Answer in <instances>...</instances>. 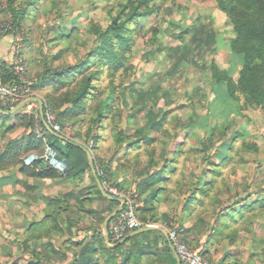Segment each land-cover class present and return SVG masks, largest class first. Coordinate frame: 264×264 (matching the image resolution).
Listing matches in <instances>:
<instances>
[{"label":"trees","instance_id":"trees-1","mask_svg":"<svg viewBox=\"0 0 264 264\" xmlns=\"http://www.w3.org/2000/svg\"><path fill=\"white\" fill-rule=\"evenodd\" d=\"M15 1H10L7 11L12 13L15 23L20 25L21 22L27 21L25 15L28 8L21 11ZM216 1L231 20L237 34L230 44L224 46L242 56L243 61L237 77L233 76L230 70L221 68L216 61H212L210 65L205 64L203 70H209L216 85L224 82L225 95L233 107L230 118L240 116L248 119L246 110L260 108L264 111V0ZM159 10L158 0H108L103 7L109 19L108 24L103 27L91 20L88 29L90 37L85 39L79 36L75 38V35L79 34L77 29L71 31L72 34L66 37L64 48L57 54L61 56V60L64 59V63L56 68L46 69L40 74V78L36 79L35 87L38 84L43 88L46 105L44 110L49 107L54 111L56 121L71 125L75 137L84 143L90 138L93 139L91 150L95 155L97 169L101 168L106 173L105 167L101 165L104 162L102 159L108 153L117 152L126 145V156L133 159L136 165L143 164L141 168L136 169L137 178L149 176L142 181L143 191L152 183L157 184L154 195H157L158 191L168 196L173 193L179 195L187 189L190 194L184 209L189 211L193 218L218 215L214 224L215 235L235 242L243 229L251 230L253 219L264 215V199L241 205L247 200V196L231 202L233 198L241 195L231 194L232 178L251 155L259 152L258 144L248 136L247 131L238 128L232 130L231 123L222 117L223 123L206 127L204 139L200 140V144H196L193 141L196 137L194 134L186 132L187 134L182 136L178 130V126L186 128L193 125L196 122L194 116H190L192 121L188 124L179 122L177 126H173L167 121V111H154L152 107L145 114L146 123L135 128L134 133H129L128 128L122 125L123 120L131 115L127 111V94L137 106V112H142L147 101L154 100L156 96L164 97L165 101L169 96L160 86L142 91L129 82V79L135 76L136 66L133 60L137 41L150 31L152 36L148 41L156 44V35L160 31V27H153L144 32L143 21L158 16ZM189 32V28H183L175 37L183 43ZM199 34L200 29H195L191 40L197 39ZM209 35L214 42L215 35ZM75 39L78 43L74 42ZM217 43V47L221 48V38ZM182 47L178 44L173 51L182 50L186 57L189 49ZM82 50L87 51L81 54ZM160 51V46L148 50L143 54V59L148 61L151 55ZM70 58L74 61L69 62ZM1 73L5 82L14 80V74L9 68L3 69ZM218 98L221 96L218 95ZM166 102L169 104L170 100ZM0 116L3 117L0 129L4 128L5 132L13 130L9 125L11 116ZM17 120L18 127L25 126L32 131L24 144L25 152L33 148L40 153L44 151L45 141L33 136L41 127L45 131L47 141L51 142V147L67 162V173L77 174L89 163L86 151L73 143L64 144L47 129L39 113L17 114ZM222 147L227 153L224 158L218 159L217 150ZM17 149L19 153V148ZM211 149L213 152H210ZM2 161L7 164L19 162V159L0 156V165L3 164ZM161 163H165V166L159 170L155 169ZM189 164L193 168L188 176ZM199 167H202L200 177L196 181L190 180L189 177H195ZM153 169L155 170L152 171ZM164 170L167 171L166 177H163ZM44 171L55 175L56 169L46 166ZM108 202L112 208L119 204L113 200ZM136 213L142 221L156 222L159 209L156 204L150 207L138 205ZM118 249L119 247L116 248ZM52 252L55 255L51 259L32 253L36 260L30 264H57L59 262H54L57 258L60 261L67 258V254L59 249ZM113 258L116 256L113 255ZM66 264L102 262L99 260L95 263L89 257L78 260L75 256Z\"/></svg>","mask_w":264,"mask_h":264},{"label":"crops","instance_id":"crops-1","mask_svg":"<svg viewBox=\"0 0 264 264\" xmlns=\"http://www.w3.org/2000/svg\"><path fill=\"white\" fill-rule=\"evenodd\" d=\"M10 1L12 0H0V23L5 19L13 18L12 13L7 11ZM107 2L108 0L15 1V5L21 11H25L29 4H32L38 12L37 18H30L28 21V28L24 26V23H20L26 31V40L30 35L32 36L30 46H26L25 52H29L28 58L26 55L27 61L33 64L34 60V63H38L36 68L32 67L37 79L46 69L59 66L61 56H57L58 52L64 48L66 37L72 34L71 31L79 29L85 14L90 15L89 21H97L92 10L94 7L96 10H103V4ZM44 10L48 12L45 14ZM220 12L224 13L221 10ZM230 23H232L231 20ZM14 44V39L10 35L5 34L0 37V62L4 64L2 70L9 68L13 61ZM81 54L84 52L81 51ZM52 58V62L51 60L48 62ZM216 63H219L218 60ZM221 68L226 69L223 66ZM209 78L210 81L215 82L210 76ZM218 86L221 85L218 84ZM36 89L44 92L38 84ZM35 102L38 108L30 109V103L11 115L0 112L2 115L11 116L9 125L13 127V130L8 132H5L4 128L0 129V156L19 159V162L7 164L2 161L3 164L0 165V264H30L31 261L36 260L32 253L51 259L55 255L52 251L56 249L67 254L66 260L60 261L57 258V261H54L59 262L57 264H66L75 256L78 260L89 257L95 263L100 260L102 264H179L168 235L161 228L134 229L118 241L112 238L109 229L106 230L105 221L121 203L103 193L100 186L101 177L97 173L95 164H91L89 156V163L74 175L67 172L61 174L57 170L55 175H49L45 173L46 166L43 164L27 166L24 162L22 163L27 152L35 149L25 152L24 144L27 143L32 131L25 126L18 127L17 114L39 113L42 118L41 106L39 102ZM258 110L262 109L250 108L245 111V114L253 117L252 111ZM261 115L264 119L263 111L260 117ZM2 118L0 116V122ZM42 120L44 122L43 118ZM259 125L262 127L259 128L257 139H254L259 146V156L258 158L250 157L251 161L242 166L232 179V195L248 193L247 200L241 205L264 199V120L257 126ZM38 131L47 141L45 131L41 127L33 136L39 139ZM52 133L64 144L76 145L77 143L82 145L83 150H91L92 138L84 143L77 139L73 132L74 140H68L72 141L68 142L62 139L58 132ZM47 142L52 146L51 142ZM18 143L22 147H19ZM126 151L125 145L117 152L108 153L102 159L104 162L101 165L105 167L106 175L114 185L125 191L136 193L138 205L150 207L156 204L158 206L159 216L156 222L152 223L166 226L173 221L176 222L183 229V236L187 243L201 250L213 263L264 264V215L253 219L251 230L241 231L235 242L217 237L214 224L218 215L193 218L191 213L184 209L190 194L187 189L179 195L173 193L168 196L160 191L154 195L157 184L152 183L147 190L143 191L142 181L149 176L137 178L136 169L141 168L143 164L136 165L133 159L126 156ZM226 153V149L222 147L217 150L216 156L222 159ZM164 166L165 163H161L155 169L159 170ZM190 170L192 167L189 168L188 176ZM163 172V177H166L167 171ZM201 172L202 167L197 168L195 177H189L190 180L196 181ZM234 199L236 197L232 200ZM108 200L119 204L112 208ZM261 229L263 236L259 237L261 238L259 241L255 236ZM117 247H119L118 250H116ZM113 255L116 258H113Z\"/></svg>","mask_w":264,"mask_h":264},{"label":"rangeland","instance_id":"rangeland-1","mask_svg":"<svg viewBox=\"0 0 264 264\" xmlns=\"http://www.w3.org/2000/svg\"><path fill=\"white\" fill-rule=\"evenodd\" d=\"M105 5L106 4H103V7ZM158 5L160 6L158 16L143 21L144 32L149 30V28L160 27V31L156 35V44L148 41V38L152 36L150 31L139 38L135 47V56L133 60L136 66L135 76L129 79V82L142 91L160 86L163 88L164 92L169 93L166 101L170 100V103L167 104L164 97L156 96L154 100L147 101L145 105L146 108L142 112H137V106L127 94V111L128 114L131 115L124 119L126 123H122L123 127H127L129 133H134L135 128L141 127L146 123L147 117L145 114L149 108L152 107L154 111H167V121L173 126H177L179 122L180 124H188L192 121L190 116H194L196 122L193 125L186 128L178 126V130L181 131L180 133L182 136H185L187 133L194 134L196 137H194L193 141L196 144H200V140L204 139L206 134L204 130L206 127L209 128L215 123H223L222 117L231 123L232 130L237 128L243 129L247 131L251 139H257V134H259L258 132L260 131L259 128L262 127L257 125L264 120L263 115L260 117L263 110H258L256 112L252 111L253 117H249L248 119L240 116L230 118V115L233 113V107L227 99V95H225L226 86L224 82L220 83L222 86L216 85L214 81H210V78L208 79L210 72L203 70L205 64L210 65L212 61L218 60L219 66L221 65L230 70L233 76H238L243 58L229 51V49H226L228 47L225 48L224 46L231 42L237 35L233 29V24L230 23L229 17L220 12L221 9L216 0H158ZM92 11L93 14H95L96 22L102 23L101 25L103 26L108 24L109 19L103 10H96L94 7ZM47 12L44 10L45 14ZM37 13L35 7L29 4L28 13L25 15L27 21H24V26L26 28H28L27 24L30 18L35 19L38 17ZM89 17L90 15L85 14L83 22L79 25V29L77 28L79 34L77 36L75 35V38H78V36L81 39L90 37L88 33V28L90 27ZM9 20H13V18L5 19L1 21L0 24ZM183 28H189L190 32L182 43L175 37V34L180 32ZM195 29H200V34L197 36V39L192 41L191 35L194 33ZM210 33L215 35L214 42L209 37ZM220 37L223 40V44H220L221 48H218L217 40ZM31 39L32 36L30 35L26 40L27 47L30 46ZM74 42L78 43V40L75 39ZM90 43H92V41H90ZM178 44L183 46L182 49H189V52H186V57L183 55L184 52H182V50L173 51V48ZM159 46L162 48V51L156 55H151L148 61L143 59V54H145V52L153 48H158ZM86 51L87 50H82V53H86ZM26 55L28 58L29 52H25V57ZM50 60L52 62L53 58L49 59V61ZM62 60H59V65L64 63V59ZM73 61L74 60L70 58L69 62ZM26 63L29 72L36 78L37 76L33 73L32 67L36 68L38 63H34L33 60L32 64V62L27 61V59ZM129 86L130 85H128V87ZM215 86L218 87L214 88ZM127 90L129 89L127 88ZM38 92V94L44 97V92L41 90H38ZM109 94L110 93H108V95ZM218 95H220L221 98L217 99ZM36 107L38 108V106ZM36 107L34 106L33 108ZM211 151L212 149L210 152ZM252 156L258 158L259 152L250 157L252 158ZM250 157L239 169L251 161ZM190 167H192L191 164L188 165V169ZM107 179L111 182L110 178L107 177ZM125 192L130 191L126 190ZM242 231L246 230L243 229ZM261 236H263L262 229L255 237L260 241L261 238L259 237Z\"/></svg>","mask_w":264,"mask_h":264},{"label":"built area","instance_id":"built-area-1","mask_svg":"<svg viewBox=\"0 0 264 264\" xmlns=\"http://www.w3.org/2000/svg\"><path fill=\"white\" fill-rule=\"evenodd\" d=\"M5 34L10 35L15 42L13 61L9 66L14 74V80L10 83L3 80L1 71L4 64L0 62V106L11 110L24 100L41 98L45 107V98L38 94L39 92L35 88L36 78L29 72L27 67L25 57L26 32L24 28L16 24L14 19L9 20L0 24V37ZM34 106L36 107L38 104L31 102L30 109ZM44 114L46 121L55 132L63 135L68 140H74L72 137L74 131L71 125H64L56 121L55 113L49 107L44 110ZM37 134L45 141L44 151L42 153L34 150L29 151L23 158L24 164L27 166L43 164L64 174L68 168L65 159L58 160V153L48 144L44 135L40 131ZM97 173L101 177V185L106 192L123 201L122 210L108 224L109 234L115 241L125 237L130 230L154 226L163 229L167 233L169 241L177 254L179 264H216L210 261L201 250L195 249L187 243L183 236V229L176 222L173 221L170 225L163 226L139 219L136 213L138 206L136 193L125 192L111 183L103 169L98 168Z\"/></svg>","mask_w":264,"mask_h":264},{"label":"water","instance_id":"water-1","mask_svg":"<svg viewBox=\"0 0 264 264\" xmlns=\"http://www.w3.org/2000/svg\"><path fill=\"white\" fill-rule=\"evenodd\" d=\"M34 101H37V102H39V104H40V106H41V114H42V118L44 119V123L46 124V126H47V128L51 131V132H54V133H56L52 128H51V126L48 124V122L46 121V119H45V114H44V101H43V99H41V98H31V99H29V100H26V101H24V102H22V103H20V104H18L16 107H14L13 109H11V110H4L1 106H0V112L1 113H3V114H8V115H11V114H14L15 112H17L18 110H20V109H22V108H24L25 106H27L28 104H30L31 102H34ZM126 123V120H124V122H123V124H125ZM59 135V134H58ZM62 139H65L66 141H68V139L67 138H65L63 135H59ZM68 142H72V141H68ZM76 145L77 146H80L81 148H83L82 147V145H80V144H77L76 143ZM86 150V149H85ZM87 151V154H88V156H89V158H90V161H91V164H95V160H94V155H93V153H92V151L91 150H86ZM57 158H58V160H62L63 159V156L62 155H60V154H57ZM68 171V168L66 169V172ZM100 186H101V189L103 190V193L105 194V195H107L108 197H110V198H112V199H116V200H118V201H120V203H121V205L118 207V208H116L108 217H107V219H106V221H105V226H106V230L108 229V223H109V221L116 215V214H118L121 210H122V205H123V201H121L119 198H117V197H114V196H112V195H110L109 193H107L106 192V190L104 189V187L101 185V182H100ZM247 192L246 193H243L242 195H240V196H238V197H236V199H234V200H232V202H235V200H239V199H241L242 197H246L247 196ZM153 228H156V227H154V226H152V227H145V229L147 230V229H153Z\"/></svg>","mask_w":264,"mask_h":264}]
</instances>
